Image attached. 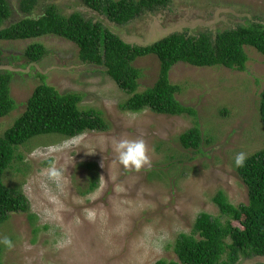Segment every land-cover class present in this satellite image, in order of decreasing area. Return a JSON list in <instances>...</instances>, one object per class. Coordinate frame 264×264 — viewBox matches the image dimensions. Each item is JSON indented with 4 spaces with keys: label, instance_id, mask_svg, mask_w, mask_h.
Instances as JSON below:
<instances>
[{
    "label": "rangeland",
    "instance_id": "rangeland-1",
    "mask_svg": "<svg viewBox=\"0 0 264 264\" xmlns=\"http://www.w3.org/2000/svg\"><path fill=\"white\" fill-rule=\"evenodd\" d=\"M8 1L13 12L11 24L24 14L21 0ZM48 5L57 6L66 16L81 13L99 21L136 46L151 45L174 33L215 36L253 23L264 26V0H171L166 7L125 26L111 22L83 0H40L31 17L42 15ZM35 42L43 43L49 54L40 63H29L22 57ZM245 51L249 61L244 72L184 63L172 68L170 81L182 88L177 99L197 111L196 121L205 136L206 142L195 150L185 149L179 140L194 126L192 117L122 110L129 95L104 67L83 63L72 42L44 37L1 43L0 71L14 73L11 93L16 107L0 118V136L25 112L41 76L60 93L80 94L82 109L101 110L110 123L106 132H87L72 139L37 137L19 148L23 159L12 164L4 182L10 187L21 186L36 220L32 223L27 214L15 213L0 226V239L7 236L14 242L12 249L0 244L2 264H155L162 259L177 260L172 248L176 238L191 233L201 213L220 216L213 202L219 191L235 206L247 204L248 189L233 158L241 151L250 156L264 149L259 113L264 56L251 47ZM134 65L142 72L138 91L144 92L158 79L159 60L150 56ZM122 137L145 141L150 169L135 172L119 165L111 141ZM36 150L40 157L32 155ZM52 161L64 170L62 189L39 176ZM92 176H97L99 187L85 195ZM148 226L157 235H169L158 251L143 239ZM67 239L71 243H62ZM238 264H264V257H242Z\"/></svg>",
    "mask_w": 264,
    "mask_h": 264
},
{
    "label": "trees",
    "instance_id": "trees-1",
    "mask_svg": "<svg viewBox=\"0 0 264 264\" xmlns=\"http://www.w3.org/2000/svg\"><path fill=\"white\" fill-rule=\"evenodd\" d=\"M40 0H21L24 16L11 24L13 12L8 0H0V44L58 37L75 44L79 58L85 64L106 69L107 75L129 97L121 109L132 113L150 110L159 115L189 116L194 126L180 135L185 149H199L205 136L197 123V111L183 105L177 95L180 85L170 81V72L178 63L196 68L224 67L244 72L249 61L245 48L251 47L264 56V26L253 23L226 30L213 36L200 33H174L147 46L126 43L101 22L87 19L81 13L64 15L55 5H48L37 18L31 14ZM95 11L125 26L148 12L166 7L171 0H83ZM101 2V4H99ZM49 54L40 42L30 44L23 59L40 63ZM154 56L159 60L157 81L144 92H139L142 72L134 64L141 58ZM14 73L0 71V118L9 116L16 107L11 83ZM78 93H60L41 76V84L26 103L25 112L0 136V226L15 213H25L35 223L36 216L21 186L10 187L4 175L23 156L18 152L37 137L62 136L72 139L87 132H106L110 123L103 111L81 108ZM226 113V111H225ZM260 119L264 124V90L259 105ZM93 169V165H88ZM238 174L248 189V203L235 206L223 191L213 198L220 216L201 213L191 233L180 234L172 245L177 260H159L155 264H238L242 257H264V149L250 156ZM99 187L97 176H92L85 195ZM237 223L238 226H234ZM3 248L0 246V264Z\"/></svg>",
    "mask_w": 264,
    "mask_h": 264
},
{
    "label": "clouds",
    "instance_id": "clouds-1",
    "mask_svg": "<svg viewBox=\"0 0 264 264\" xmlns=\"http://www.w3.org/2000/svg\"><path fill=\"white\" fill-rule=\"evenodd\" d=\"M112 151L116 155V159L125 170L140 172L141 170L150 169L151 158L148 147L142 138H119L111 141ZM35 157H40L41 153L36 150L32 154ZM47 159V156L44 157ZM248 159L247 153L241 151L235 154L233 165L235 168H243ZM39 176L46 183L55 185L57 189H62L64 183V170L62 167H57L54 161L50 162L46 168L41 169ZM122 189H118L120 191ZM179 232V228H175ZM144 241L150 244L157 251L160 250L169 240L167 232L157 235L151 226L144 229ZM62 243H71L70 239L62 241ZM0 244L8 249L14 247V242L11 238L5 236L0 239Z\"/></svg>",
    "mask_w": 264,
    "mask_h": 264
}]
</instances>
